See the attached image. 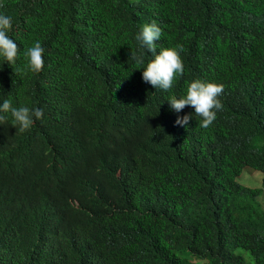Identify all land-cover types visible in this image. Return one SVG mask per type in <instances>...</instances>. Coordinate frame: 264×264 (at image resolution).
<instances>
[{
	"label": "trees",
	"instance_id": "trees-1",
	"mask_svg": "<svg viewBox=\"0 0 264 264\" xmlns=\"http://www.w3.org/2000/svg\"><path fill=\"white\" fill-rule=\"evenodd\" d=\"M0 14L19 47L15 65L0 66V105L59 114L53 134L70 159L94 150L102 162L91 156L39 187L37 217L0 248V264H246L240 247L264 264V0H0ZM151 23L162 29L157 53L183 45L184 75L167 92L131 58L154 59L135 39ZM36 41L44 67L25 75L23 52ZM197 79L224 86L208 128L191 106L166 104ZM4 116L0 144L12 149L8 137L22 133ZM246 166L262 171L258 185L239 180ZM85 176L99 186L83 187ZM77 185L84 207L72 203ZM30 221L22 198L0 212V239Z\"/></svg>",
	"mask_w": 264,
	"mask_h": 264
},
{
	"label": "clouds",
	"instance_id": "clouds-1",
	"mask_svg": "<svg viewBox=\"0 0 264 264\" xmlns=\"http://www.w3.org/2000/svg\"><path fill=\"white\" fill-rule=\"evenodd\" d=\"M11 17L0 14V66L4 59L15 65L19 52L17 43L9 38L8 32L12 30ZM162 36V29L155 23L145 24L135 39L141 47H146L154 56L146 63L143 57H137L132 51L131 58H135L137 64H143L142 78L145 83H150L156 90L169 91L174 81L184 75V63L181 52L183 45L176 47L161 48L157 53L156 42ZM44 49L39 41L33 46L27 47L23 56L26 64L23 74L28 72L39 73L43 70ZM20 72L21 70H16ZM140 82V67L138 68ZM224 86L215 82L194 80L187 84L186 94L177 97H167L166 104L179 113L186 106L195 110V116L200 118L199 126L208 128L216 119L217 111L222 110L223 105L219 97L223 94ZM20 97H16L19 99ZM15 101V102H16ZM0 124L6 122L7 113L11 115V126L15 133H22L19 136L8 137L13 140L12 149H3L0 144V212H7L14 209L20 199H24L31 215V221L25 232L19 235H8L0 239V248H7L14 242L21 241L29 232L33 220L37 217V204L39 187L46 182L63 183L62 176L67 169L81 166L88 162L91 156H95L94 164L102 163L98 160L94 150L88 156L75 162L70 159L65 144L57 141L53 134L52 124L59 119V114L45 118L43 109L30 104L13 105L5 99L0 105ZM192 115L178 117V125H187ZM55 161V162H54ZM54 165L51 166V163ZM93 185L99 186V182L93 176H85L82 179V186L90 189ZM78 187V185H77ZM258 198V197H257ZM86 197L80 187L77 188V197L72 200L75 205L84 207ZM16 204V205H15ZM60 215V214H59ZM59 221V216L54 218Z\"/></svg>",
	"mask_w": 264,
	"mask_h": 264
},
{
	"label": "rangeland",
	"instance_id": "rangeland-1",
	"mask_svg": "<svg viewBox=\"0 0 264 264\" xmlns=\"http://www.w3.org/2000/svg\"><path fill=\"white\" fill-rule=\"evenodd\" d=\"M263 143L259 142L256 147L262 146ZM239 180L242 182H245L250 185H258L259 182L262 180V171L259 169H254L250 166H246L242 173L238 176ZM258 203L261 205V207L264 209V188L261 190V192L258 195ZM238 252L242 253L246 257V264H253V259L250 255V252L246 250L243 247L238 248ZM193 261V260H192ZM199 264V263H196Z\"/></svg>",
	"mask_w": 264,
	"mask_h": 264
}]
</instances>
